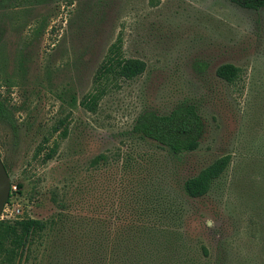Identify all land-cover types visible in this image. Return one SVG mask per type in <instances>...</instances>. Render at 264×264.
Segmentation results:
<instances>
[{
  "label": "rangeland",
  "instance_id": "374dc122",
  "mask_svg": "<svg viewBox=\"0 0 264 264\" xmlns=\"http://www.w3.org/2000/svg\"><path fill=\"white\" fill-rule=\"evenodd\" d=\"M117 41L147 68L132 79L111 78L97 110H88L80 101L94 90L97 69ZM225 63L241 68L233 83L217 74ZM0 95L18 108V124L31 127L22 158L8 170L11 196L1 219L117 224L143 180L182 206L178 229L187 259L264 264V7L231 0H0ZM184 103L195 104L205 122L197 150L177 159L132 132L144 111L163 114ZM56 127L51 141L59 147L45 161L36 148ZM9 136L2 132V159L10 156ZM102 153L107 160L93 166ZM228 153L232 162L207 195L181 197L184 178ZM54 194L68 207L52 201ZM36 262L44 264H28Z\"/></svg>",
  "mask_w": 264,
  "mask_h": 264
},
{
  "label": "trees",
  "instance_id": "16d2710c",
  "mask_svg": "<svg viewBox=\"0 0 264 264\" xmlns=\"http://www.w3.org/2000/svg\"><path fill=\"white\" fill-rule=\"evenodd\" d=\"M231 1L252 9L264 7V0ZM146 68L145 60L126 57L122 44L115 42L97 69L94 90L80 103L86 109L96 111L107 93L111 78L132 79L143 74ZM240 73L241 68L232 63L222 64L217 69V74L230 83L235 82ZM73 102L77 103L76 97ZM17 109L8 98L0 95V141L3 131L10 132L7 141L10 156L3 159L7 170L22 158L24 139L31 129L18 124ZM65 120L61 118L60 125H64ZM57 131L58 127L45 134L36 148V155L42 154L45 161L54 157L58 150L59 144L51 141L53 132ZM132 132L156 142L179 159L181 154L199 148L205 122L195 104L184 103L168 113L144 111L137 118ZM68 133L69 128L65 125L61 136L65 137ZM131 159V156L127 158L126 165ZM106 160L107 155L102 153L94 157L91 164L97 166ZM231 162L232 154L222 155L197 174L184 178L179 185V194L183 198L207 195ZM142 169L143 163L138 161L137 170ZM140 185L135 205L132 203L124 216L118 215L120 222L117 224H95L66 217L0 219V264H28L40 258L44 264H196L194 259H187L188 247L179 235L182 206L176 200L174 205H170L171 200L162 189L156 187L160 190L156 191L143 180ZM18 186L21 188L22 184ZM51 199L63 208L68 207L67 199H60L57 194ZM203 250L207 254L204 246Z\"/></svg>",
  "mask_w": 264,
  "mask_h": 264
},
{
  "label": "water",
  "instance_id": "95a60500",
  "mask_svg": "<svg viewBox=\"0 0 264 264\" xmlns=\"http://www.w3.org/2000/svg\"><path fill=\"white\" fill-rule=\"evenodd\" d=\"M11 178L9 172L4 164L2 157L0 156V219L11 196Z\"/></svg>",
  "mask_w": 264,
  "mask_h": 264
}]
</instances>
